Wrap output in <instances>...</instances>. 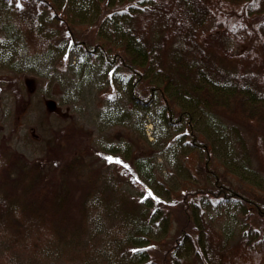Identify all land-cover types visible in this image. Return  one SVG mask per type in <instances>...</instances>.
I'll return each mask as SVG.
<instances>
[{"label":"trees","instance_id":"obj_1","mask_svg":"<svg viewBox=\"0 0 264 264\" xmlns=\"http://www.w3.org/2000/svg\"><path fill=\"white\" fill-rule=\"evenodd\" d=\"M10 23L24 49L78 48L127 98L107 143L81 128L71 149L62 127L49 163L0 141V264H264V0H0L7 36ZM216 34L238 48L217 53ZM9 46L0 61L17 72L0 83L19 106ZM210 205L234 214L229 231Z\"/></svg>","mask_w":264,"mask_h":264},{"label":"rangeland","instance_id":"obj_2","mask_svg":"<svg viewBox=\"0 0 264 264\" xmlns=\"http://www.w3.org/2000/svg\"><path fill=\"white\" fill-rule=\"evenodd\" d=\"M8 30L12 31L10 36L4 33V28L0 25V44L8 42L9 47L18 53L13 63L15 65L20 62L19 72L22 79L19 85L24 102L18 106L13 95L6 91V83H0V141L7 139L11 151L25 156L29 161L39 159L42 163H49L50 155L45 150L53 143L54 136L62 127L74 128L65 138L71 149L80 138L81 128L91 133L96 145L107 143L108 134L113 127L120 129L113 120H121L120 108L124 109L126 104L127 97L121 85L116 84L113 88L103 69L97 64L89 63L80 50L71 44L68 45V42L53 52L46 49L37 51L32 48L24 49L21 36L16 32L14 24L10 23ZM209 40L217 53L223 56L224 51L229 48H238L223 34H216ZM228 60L234 62V59L229 57ZM9 66L0 61V75L6 73L16 75L17 70L13 71ZM131 116L145 123L147 136L154 142L157 130L151 118L136 112ZM127 125L128 123L123 126ZM156 157L158 169L163 168L165 173V176L159 175V179L172 183L177 178L175 160L165 153L164 156L155 154L154 158ZM50 165H47V169ZM42 168L41 164L38 169ZM28 170H31L30 166ZM51 178L52 176L48 174L44 177L47 183ZM18 194L23 192L19 190ZM81 198L82 193L77 189L70 197V201L73 205ZM203 203L205 205L209 202L205 200ZM204 212L219 229L229 231L228 224L236 220L234 214L226 213L215 206L205 207ZM39 262L61 264L51 257L40 259Z\"/></svg>","mask_w":264,"mask_h":264},{"label":"snow or ice","instance_id":"obj_3","mask_svg":"<svg viewBox=\"0 0 264 264\" xmlns=\"http://www.w3.org/2000/svg\"><path fill=\"white\" fill-rule=\"evenodd\" d=\"M109 162H112V161H111V158H109ZM149 195H151V193H149Z\"/></svg>","mask_w":264,"mask_h":264}]
</instances>
